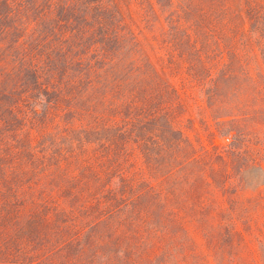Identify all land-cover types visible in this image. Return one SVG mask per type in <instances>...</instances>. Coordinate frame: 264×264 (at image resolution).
Listing matches in <instances>:
<instances>
[{"label":"trees","instance_id":"obj_1","mask_svg":"<svg viewBox=\"0 0 264 264\" xmlns=\"http://www.w3.org/2000/svg\"><path fill=\"white\" fill-rule=\"evenodd\" d=\"M253 169L264 0H0V264L196 261Z\"/></svg>","mask_w":264,"mask_h":264},{"label":"rangeland","instance_id":"obj_2","mask_svg":"<svg viewBox=\"0 0 264 264\" xmlns=\"http://www.w3.org/2000/svg\"><path fill=\"white\" fill-rule=\"evenodd\" d=\"M223 140L228 141V137ZM227 181L236 182L238 178ZM243 184L235 193L242 201L235 222L224 220L219 236L195 238L196 252L203 257L181 261V254L173 246H164L142 264H264V174L258 169L250 170L243 177ZM225 195L234 196L228 192ZM228 205L225 203L224 207Z\"/></svg>","mask_w":264,"mask_h":264}]
</instances>
